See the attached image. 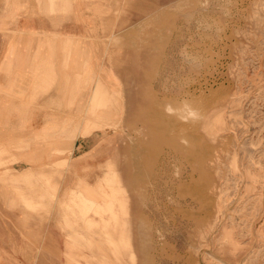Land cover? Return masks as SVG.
I'll use <instances>...</instances> for the list:
<instances>
[{
  "label": "rangeland",
  "instance_id": "rangeland-1",
  "mask_svg": "<svg viewBox=\"0 0 264 264\" xmlns=\"http://www.w3.org/2000/svg\"><path fill=\"white\" fill-rule=\"evenodd\" d=\"M117 14L137 21L117 34L130 91L94 92L75 135L101 128L118 156L69 188L64 172L11 177L1 152L0 224L28 234L0 264H264V0H118Z\"/></svg>",
  "mask_w": 264,
  "mask_h": 264
},
{
  "label": "crops",
  "instance_id": "crops-1",
  "mask_svg": "<svg viewBox=\"0 0 264 264\" xmlns=\"http://www.w3.org/2000/svg\"><path fill=\"white\" fill-rule=\"evenodd\" d=\"M1 8L10 16L0 19V153L17 159L15 179L32 172L55 182L52 173L64 172L67 187H76L83 172L101 171L99 166L118 156L117 140L102 141L101 128L75 135V109L88 107L94 92L98 98L112 93L111 100L121 87L130 91L125 81L118 88V73H129L132 60L122 46L118 63L117 34L137 21L130 17L120 24L118 0H13ZM131 104L128 97L126 107ZM88 216L87 223H95ZM27 234L26 228L0 224V252L9 250L10 236Z\"/></svg>",
  "mask_w": 264,
  "mask_h": 264
}]
</instances>
